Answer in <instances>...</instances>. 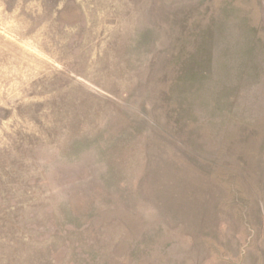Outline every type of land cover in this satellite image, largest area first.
Instances as JSON below:
<instances>
[{
    "label": "rangeland",
    "instance_id": "374dc122",
    "mask_svg": "<svg viewBox=\"0 0 264 264\" xmlns=\"http://www.w3.org/2000/svg\"><path fill=\"white\" fill-rule=\"evenodd\" d=\"M0 264H264V0H0Z\"/></svg>",
    "mask_w": 264,
    "mask_h": 264
}]
</instances>
